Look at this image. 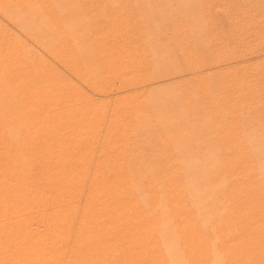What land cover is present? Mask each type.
Segmentation results:
<instances>
[{
  "label": "rangeland",
  "instance_id": "obj_1",
  "mask_svg": "<svg viewBox=\"0 0 264 264\" xmlns=\"http://www.w3.org/2000/svg\"><path fill=\"white\" fill-rule=\"evenodd\" d=\"M215 263L264 264V0H0V264Z\"/></svg>",
  "mask_w": 264,
  "mask_h": 264
},
{
  "label": "bare ground",
  "instance_id": "obj_2",
  "mask_svg": "<svg viewBox=\"0 0 264 264\" xmlns=\"http://www.w3.org/2000/svg\"><path fill=\"white\" fill-rule=\"evenodd\" d=\"M45 55H46V54H45ZM246 59H248V58H246ZM257 136H258V135H257ZM131 167H132V166H131ZM135 179H136V178H135ZM79 198H80V197H79ZM80 206H81V205H80ZM38 225H39V224H38ZM42 239H43V238H42ZM42 241H43V240H42ZM42 241H40V242H42ZM40 242H39V240H38L37 243L39 244ZM42 243H43V242H42ZM42 243H40V244H42ZM216 257H217V256H216ZM217 258H219V257H217ZM215 264H216V263H215Z\"/></svg>",
  "mask_w": 264,
  "mask_h": 264
}]
</instances>
